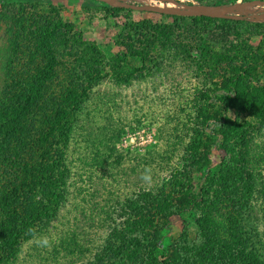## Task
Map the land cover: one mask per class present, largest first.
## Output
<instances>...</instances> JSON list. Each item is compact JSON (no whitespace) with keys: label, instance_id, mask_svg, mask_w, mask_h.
<instances>
[{"label":"rangeland","instance_id":"1","mask_svg":"<svg viewBox=\"0 0 264 264\" xmlns=\"http://www.w3.org/2000/svg\"><path fill=\"white\" fill-rule=\"evenodd\" d=\"M106 1L0 0V101L40 95L21 127L28 167L16 171L33 181L19 215L48 205L34 176L47 150L68 172L55 191L64 200L35 228L51 247L25 234L5 264H238L244 249L264 258V0H123L175 12L116 15ZM201 5L232 9L183 12ZM62 112L71 126L59 145ZM2 207L0 224L14 227L15 209Z\"/></svg>","mask_w":264,"mask_h":264},{"label":"trees","instance_id":"2","mask_svg":"<svg viewBox=\"0 0 264 264\" xmlns=\"http://www.w3.org/2000/svg\"><path fill=\"white\" fill-rule=\"evenodd\" d=\"M105 10L109 14L116 15L117 13L123 11L124 8L108 6ZM204 19L211 20V18L208 17ZM46 34V31L42 32V43L40 46H38L41 52L49 51ZM235 85L236 83H233L231 88L233 87V89H236ZM21 94L16 95L17 98H20L19 103L14 104L11 102V100L6 102L2 99L0 101V173H2L0 175V207L3 205L2 208L6 209L5 211H10L13 209L16 211L13 215H8L9 217L13 216L15 218L16 221L12 222L16 227L14 226L11 228L10 224L7 227L2 223L0 224V252H5V257L2 260L0 259V264H5L6 261H9V259L15 253L16 248L21 244V240L24 239V235L27 233L28 228H36L37 224L44 216H49L51 213L56 212L57 206L64 199L63 195H60L55 191H57L58 184H64L68 178V172L63 170L64 168H61L64 166V163L61 160L63 155L61 154L60 158L51 161V159L53 160L52 153L51 150L47 149L53 148L50 139H48V141L45 142V150L47 151L38 166L42 174L36 175V172H34V176L36 178L35 181L38 182V184L43 187L45 191H47L42 201H45L48 205H35L38 202H34L28 206V210L22 217L19 215L18 211L16 210L19 204L18 202L30 199L32 189L29 187L28 181H33L32 178L20 179L19 174L16 171L21 167H28L26 161L27 158H25L24 155L26 154L25 152H29V149H25L26 145L22 141L27 138V133H25V130L21 127L25 124L23 122V116L29 111V109L32 108L34 101L40 96L39 90L32 94H27L26 97H23ZM225 112L227 113L226 110ZM67 117L68 113L62 112L60 115H58V118L55 121V127L57 126V128H55V131L52 133V135L57 140H59V145L61 144L62 140H65L63 139L64 132L71 126V124H69V118L67 119ZM223 120V125H230L228 124L230 119L227 114H224ZM44 126L45 124L39 125V128H44ZM48 130L50 129L45 131ZM17 134L23 135L24 138H17ZM15 138L16 140H14ZM55 166L58 170H53V175L51 173L53 177H45V174H43V169H46V167L54 168ZM19 184H21V187L18 186ZM25 190L27 192H25ZM193 204L200 206L201 202L198 200H193ZM8 221L9 220H7V222ZM244 244L248 245L246 241ZM179 253L183 254L184 256L188 255L191 260L195 257L194 252L190 251L186 245L181 246ZM254 254V252H246L244 249L242 257L237 259L239 260L237 261L238 264H264V258L260 257L259 259H255ZM154 261L156 262L155 264H174V262L171 260V257H168V255H164V259H162V261H158L156 258ZM194 264L199 263L194 262Z\"/></svg>","mask_w":264,"mask_h":264},{"label":"water","instance_id":"3","mask_svg":"<svg viewBox=\"0 0 264 264\" xmlns=\"http://www.w3.org/2000/svg\"><path fill=\"white\" fill-rule=\"evenodd\" d=\"M105 1V0H104ZM109 3V1H106ZM110 4H113L116 7H131L135 8L137 10H148V11H161V12H168V13H173L175 12L174 10L169 9L166 11V9L161 10L158 7H152V6H143V7H135V6H130V5H124L123 0H114L113 2H110ZM165 5L164 7L166 8ZM231 7H220V6H206V5H201V6H193V7H185L183 9V12H190V13H198V14H204V15H211V16H218V17H224L225 14L231 10ZM180 10V9H179ZM212 12V13H210ZM264 17V15H262Z\"/></svg>","mask_w":264,"mask_h":264},{"label":"clouds","instance_id":"4","mask_svg":"<svg viewBox=\"0 0 264 264\" xmlns=\"http://www.w3.org/2000/svg\"><path fill=\"white\" fill-rule=\"evenodd\" d=\"M141 179L145 182V184L150 185L152 183L150 168H146L144 170V172L141 175ZM26 234L31 237L30 242H34L37 246L43 248L51 247L50 237L48 235L39 234L35 228L33 227L28 228Z\"/></svg>","mask_w":264,"mask_h":264},{"label":"bare ground","instance_id":"5","mask_svg":"<svg viewBox=\"0 0 264 264\" xmlns=\"http://www.w3.org/2000/svg\"><path fill=\"white\" fill-rule=\"evenodd\" d=\"M113 1H114V0H111V1H109V3H110V2H113ZM210 13H212V12H210Z\"/></svg>","mask_w":264,"mask_h":264}]
</instances>
